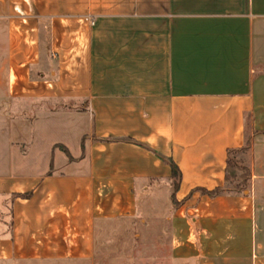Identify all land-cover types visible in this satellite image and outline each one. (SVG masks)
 <instances>
[{
    "label": "crops",
    "instance_id": "obj_1",
    "mask_svg": "<svg viewBox=\"0 0 264 264\" xmlns=\"http://www.w3.org/2000/svg\"><path fill=\"white\" fill-rule=\"evenodd\" d=\"M0 60V264H89L140 199L172 264H264V0H0Z\"/></svg>",
    "mask_w": 264,
    "mask_h": 264
},
{
    "label": "rangeland",
    "instance_id": "obj_2",
    "mask_svg": "<svg viewBox=\"0 0 264 264\" xmlns=\"http://www.w3.org/2000/svg\"><path fill=\"white\" fill-rule=\"evenodd\" d=\"M3 64L4 60L0 62V72L6 73ZM167 202L168 199L161 203ZM139 210L135 218L116 219L100 226L94 258L89 264H172L170 227L166 217L159 214L162 210H145L142 199Z\"/></svg>",
    "mask_w": 264,
    "mask_h": 264
},
{
    "label": "trees",
    "instance_id": "obj_3",
    "mask_svg": "<svg viewBox=\"0 0 264 264\" xmlns=\"http://www.w3.org/2000/svg\"><path fill=\"white\" fill-rule=\"evenodd\" d=\"M247 149L248 148L246 146L241 151H247ZM238 152L240 151H229L226 181L228 182V184L233 185L237 191H240L248 186L250 179V172L244 166L243 164L244 162L236 156ZM66 153L68 154L67 150ZM169 164L171 165L172 168V179L174 180V184H173L174 190H177L179 181L182 178V174L176 164H174L172 161H169ZM200 191L210 196H216L221 192V190L219 189L214 190L212 192L206 190H200ZM173 204L175 206L181 205V203H178L176 201L175 195H173Z\"/></svg>",
    "mask_w": 264,
    "mask_h": 264
},
{
    "label": "built area",
    "instance_id": "obj_4",
    "mask_svg": "<svg viewBox=\"0 0 264 264\" xmlns=\"http://www.w3.org/2000/svg\"><path fill=\"white\" fill-rule=\"evenodd\" d=\"M93 23V22H92Z\"/></svg>",
    "mask_w": 264,
    "mask_h": 264
}]
</instances>
